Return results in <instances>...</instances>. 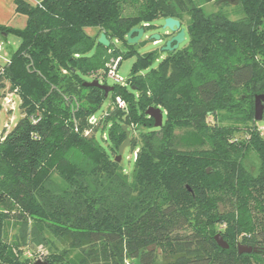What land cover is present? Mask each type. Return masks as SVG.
Masks as SVG:
<instances>
[{"label":"trees","instance_id":"trees-1","mask_svg":"<svg viewBox=\"0 0 264 264\" xmlns=\"http://www.w3.org/2000/svg\"><path fill=\"white\" fill-rule=\"evenodd\" d=\"M209 1L226 0H14L26 21L0 24L2 35L19 38L0 66V96L8 83L22 116L0 135V264L35 262L5 242L9 220L23 240L51 244L47 233L62 245L47 264H264V137L254 120L255 95L264 94V0H236L237 18L205 12ZM125 4L136 10L124 14ZM183 15L186 45L155 68L156 51L137 54L130 88L115 83L105 97L83 85V75L135 53L130 28ZM102 32L107 47L97 42ZM80 94L89 106L72 110L64 96ZM106 98L104 148L84 132ZM149 107L161 109L160 127ZM122 125L130 145L139 142L130 180L115 161ZM141 126L148 129L137 140L132 130ZM250 151L255 174L243 163ZM238 244L255 251L238 253Z\"/></svg>","mask_w":264,"mask_h":264},{"label":"rangeland","instance_id":"rangeland-1","mask_svg":"<svg viewBox=\"0 0 264 264\" xmlns=\"http://www.w3.org/2000/svg\"><path fill=\"white\" fill-rule=\"evenodd\" d=\"M202 8L204 9L205 12H215L217 10H222L225 11L227 13H229V16L231 18H237L238 17V3L236 2V0H226L221 1V2H207V3H202ZM137 4H125L123 6V13L124 14H130L133 13L136 10ZM24 19V17H21ZM21 20V19H19ZM25 20V19H24ZM182 22H181V26L185 27V22L188 20V16L187 15H183L182 17ZM163 22V18H158L156 20H154L151 23V27H147L145 29V33L143 35V37L136 43H132V48L135 50V53L133 55H130L128 57L125 58H120V62L118 64L117 67V74L119 76H121L125 81L127 80V78H129L130 76V67L132 62L135 60L136 55L137 54H143L145 52H149V51H156V58L153 60V62L151 63L152 68H155L159 62V60H161L164 56H166L167 51H161L160 47L162 45V43L158 42V43H153V40L151 39H147L148 36L150 35V33L155 32V31H161L163 32V29H160V25ZM12 25L14 27H20L23 24L19 23V22H13ZM93 29L92 27H87L85 30L88 34L93 33ZM167 30V29H166ZM187 35L185 36V39L182 43L179 44L178 48H182L183 46L186 45L187 43ZM0 41L3 44V51L2 54H7V56L9 55V53H11L12 51L15 50V48L17 47L18 43H19V38L12 34V33H8L6 36L2 35L0 33ZM113 45L115 48H117L121 53H124L125 51H127L128 46L126 44H124L122 41H119L117 39H115L114 41H112ZM9 57V56H8ZM113 59H109L106 64H111V61ZM4 63L3 59L0 60V66H2ZM83 78L85 81H91L92 78L89 75H83ZM100 83H103L107 86H113L115 83L111 78H106L105 81H101ZM126 86L128 88L129 85L126 84ZM3 93L0 96V135L2 133H5L7 131H9L13 125L15 124V122L22 116V110L19 107V97L17 96V94L15 92H11L8 89V83H4V89L2 90ZM133 92L136 95V91L133 90ZM11 99L10 101L7 99ZM64 98L67 100L66 105H69L70 108L73 110V107L76 106V108H78L79 106H89V104L86 102L85 99H82V95H77L76 97L73 96V98H71L70 100H68V98H66L64 96ZM110 100L108 98L104 99L103 102L101 103L100 107L94 112L96 117H100L101 115L106 116L109 112V108H110ZM264 104V102H263ZM107 113V114H106ZM263 116H264V109H263ZM230 122V120L223 118L222 117V123L226 124ZM110 123L109 122H104L102 121L97 128L96 127H92V132L90 131V134L93 133L94 131V139L100 144L102 145L104 148L108 147V127H109ZM258 130L260 132V134L264 137V117L263 119H261L260 121H257L256 123ZM148 128L141 126L139 127L137 130H133L132 135L138 140V135L140 133H144ZM90 134L85 135V136H90ZM106 136V139H104V137ZM240 135H238L239 137ZM139 146V142L133 144V145H129L127 147H125V149L123 150L122 154H121V159L118 162L120 167L122 168V170L124 171V174L127 176V178L130 180L132 178V172H133V168H134V155L133 152L138 148ZM244 166L253 174H255L257 172L258 169V165H259V160L256 157V155L253 152H249L247 154V156L245 157V159L243 160ZM52 179H54L56 182H59V177L56 174L52 175ZM20 226L18 223H16L13 220H9L6 222L5 226H4V240L6 243L8 244H13V243H17L18 244V249L21 251V258H28L31 261H36V260H43V257L48 254L49 252L53 251V250H60L62 248V245L56 241L50 234H45L49 240L52 241L51 244H34L31 239L30 236L27 238V240H23L22 238H20ZM150 248L152 250L155 249V246H150ZM31 254L30 257L28 256V254Z\"/></svg>","mask_w":264,"mask_h":264},{"label":"water","instance_id":"water-1","mask_svg":"<svg viewBox=\"0 0 264 264\" xmlns=\"http://www.w3.org/2000/svg\"><path fill=\"white\" fill-rule=\"evenodd\" d=\"M147 27L143 26H134L129 29V31L125 35L126 42L128 44L138 42L144 35L145 29ZM160 29L164 30V33L161 34L159 31H155L150 33L147 39L153 40V43H162L160 50L161 51H174L179 47V44L182 43L185 39V27L181 26V22L173 17H165L163 18V22L160 25ZM167 29V30H166ZM97 42L105 47L109 45V40L106 35L102 32L97 38ZM84 86L87 87H98L104 91L105 97L108 92L113 89V86H107L103 83H100L98 80L93 79L91 81H85L83 83ZM135 90V87H132ZM264 94H257L254 98V120L260 121L263 117V109H264ZM145 114L151 117L154 120V126L160 127L162 124V111L160 108L149 107L145 110ZM122 129L125 133L124 140L119 144L117 149V154L115 156V161L119 162L121 159V154L125 147L130 145V132L126 125H122ZM214 239L216 243L221 248H227L228 244L223 240L220 233L214 235ZM238 253H250L252 250L255 251L251 246H247L244 244L237 245ZM33 264H47L44 261L36 260Z\"/></svg>","mask_w":264,"mask_h":264},{"label":"built area","instance_id":"built-area-1","mask_svg":"<svg viewBox=\"0 0 264 264\" xmlns=\"http://www.w3.org/2000/svg\"><path fill=\"white\" fill-rule=\"evenodd\" d=\"M147 26H148L147 24L143 25V27H147ZM154 43H156V42H154ZM2 51H3V44L0 41V55L2 54ZM7 60H8L7 57L3 59L4 62H7ZM119 61H120L119 57L116 59H113L111 61V64H107L106 69H98L94 72L89 73V76L92 78V80L96 79L99 82L105 81L106 78H111L114 81V83L125 85L126 81L121 76H119L116 72ZM8 100L10 101L11 99H7V101ZM114 105L117 106L119 109H122V110L126 109V102L124 100H122L120 97H116ZM104 113H103V115H104ZM103 115H101L100 117H96L95 114H90L87 117V123L89 124L90 129L85 130V132H84L85 135L90 134V131H92V127L97 128V126L101 123L102 119L105 117ZM104 139H106V136L104 137ZM137 151H138V148L133 152L134 159L136 158ZM30 255L31 254L29 253L28 256L30 257Z\"/></svg>","mask_w":264,"mask_h":264},{"label":"crops","instance_id":"crops-1","mask_svg":"<svg viewBox=\"0 0 264 264\" xmlns=\"http://www.w3.org/2000/svg\"><path fill=\"white\" fill-rule=\"evenodd\" d=\"M28 1H30L31 3L35 2V0H28ZM21 17H24L25 20ZM15 21L23 25L20 27H14L12 23ZM25 21H26V17L24 15L17 14L14 12V0H0V24L9 25L14 28H22L25 25ZM95 32L96 30L93 29V33L91 34H94ZM8 56L7 54H1L0 60L6 57L8 58Z\"/></svg>","mask_w":264,"mask_h":264},{"label":"flooded vegetation","instance_id":"flooded-vegetation-1","mask_svg":"<svg viewBox=\"0 0 264 264\" xmlns=\"http://www.w3.org/2000/svg\"><path fill=\"white\" fill-rule=\"evenodd\" d=\"M210 2V1H209ZM214 2V1H213ZM204 3H207V2H204ZM161 34H163L164 33V31L163 32H161V31H159Z\"/></svg>","mask_w":264,"mask_h":264}]
</instances>
